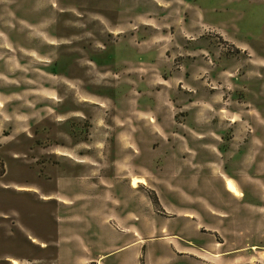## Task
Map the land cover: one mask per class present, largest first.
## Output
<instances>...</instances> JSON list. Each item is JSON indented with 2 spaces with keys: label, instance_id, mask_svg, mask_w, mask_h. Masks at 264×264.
<instances>
[{
  "label": "rangeland",
  "instance_id": "obj_1",
  "mask_svg": "<svg viewBox=\"0 0 264 264\" xmlns=\"http://www.w3.org/2000/svg\"><path fill=\"white\" fill-rule=\"evenodd\" d=\"M177 161L200 186L177 183ZM231 162L238 196L263 203L264 0H0V264H57L72 178L113 205L133 172L137 238L158 239L136 264H161L166 211L184 203L208 220Z\"/></svg>",
  "mask_w": 264,
  "mask_h": 264
},
{
  "label": "crops",
  "instance_id": "obj_2",
  "mask_svg": "<svg viewBox=\"0 0 264 264\" xmlns=\"http://www.w3.org/2000/svg\"><path fill=\"white\" fill-rule=\"evenodd\" d=\"M175 75L174 73L173 76ZM162 80L173 86L182 79L178 75L175 78L171 77L168 80L162 78ZM165 90V87L160 89L161 93ZM190 127L194 132L202 133L200 123H192ZM200 134L198 136L201 138ZM201 143L204 142H200V145ZM210 145L215 146L218 151L217 143L212 142ZM182 162L177 161L174 164L175 167L182 168V172L176 176L177 183L185 187H190L192 184L200 186L202 176L199 174L192 177L185 176L183 169L187 166L182 167ZM231 165L234 166V163L231 162ZM232 166L225 168L223 164L222 167L223 170L225 169L223 172L225 177L229 178L225 182V188L229 180L241 188L239 178L241 171L239 170L238 173L235 166ZM133 177H136L135 172L129 176V180H121L115 185L116 204L113 205L104 203V200L90 201L82 198V193L74 192L78 182L72 178L73 186L66 191L64 203L61 201L60 214L55 223L57 264L63 260L62 257H67L71 264H82L85 260H94L98 264H107L110 261H115L117 264H136L138 250L145 246L144 243H147V247H152L157 254V238L149 239L143 236L142 241L137 238L135 195L137 187L133 188L130 185ZM213 194L212 199L216 204L209 209L211 213L208 214V220L197 206L188 208L183 203L178 205L176 213H167L165 209L167 218L164 219V226L160 229L163 242L161 264H236L238 257L248 256V253L254 252L259 255H257L258 260L253 262L264 264V259L260 256V248L264 247V242L259 241L264 239V202L259 204V199H253L254 196L249 194L240 193L235 197L227 188L216 190ZM198 197L201 196H196L193 192L189 198L195 200ZM184 200L183 197V202ZM110 220L115 227L107 225ZM155 222H158V219H155ZM254 239L257 241L252 242ZM250 248H254V251ZM85 249L90 252L96 249L98 254L96 256L92 254V257L88 258ZM232 249H236L237 253ZM13 261L17 260H12V264Z\"/></svg>",
  "mask_w": 264,
  "mask_h": 264
},
{
  "label": "bare ground",
  "instance_id": "obj_3",
  "mask_svg": "<svg viewBox=\"0 0 264 264\" xmlns=\"http://www.w3.org/2000/svg\"><path fill=\"white\" fill-rule=\"evenodd\" d=\"M138 184H142V185H144V184H145V180H143V179H139V178H133L132 181H131V185H132V187L135 188V187L138 186ZM226 185H227V189H228L231 193H233L234 196H238L237 188H236L235 184H234L232 181H230V180L227 181ZM13 262H14V264H18L17 261H13Z\"/></svg>",
  "mask_w": 264,
  "mask_h": 264
},
{
  "label": "trees",
  "instance_id": "obj_4",
  "mask_svg": "<svg viewBox=\"0 0 264 264\" xmlns=\"http://www.w3.org/2000/svg\"><path fill=\"white\" fill-rule=\"evenodd\" d=\"M2 173H3V170L1 169V170H0V176L2 175ZM141 264H143V263H141Z\"/></svg>",
  "mask_w": 264,
  "mask_h": 264
}]
</instances>
